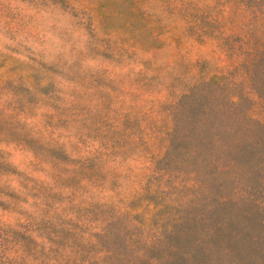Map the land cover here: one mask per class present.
<instances>
[{
    "label": "rangeland",
    "instance_id": "374dc122",
    "mask_svg": "<svg viewBox=\"0 0 264 264\" xmlns=\"http://www.w3.org/2000/svg\"><path fill=\"white\" fill-rule=\"evenodd\" d=\"M0 264H264V0H0Z\"/></svg>",
    "mask_w": 264,
    "mask_h": 264
}]
</instances>
